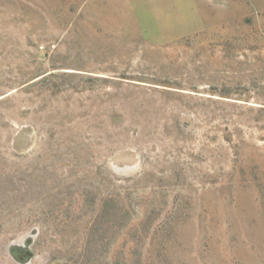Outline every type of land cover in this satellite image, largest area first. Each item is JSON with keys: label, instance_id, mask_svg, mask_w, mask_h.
I'll use <instances>...</instances> for the list:
<instances>
[{"label": "rangeland", "instance_id": "374dc122", "mask_svg": "<svg viewBox=\"0 0 264 264\" xmlns=\"http://www.w3.org/2000/svg\"><path fill=\"white\" fill-rule=\"evenodd\" d=\"M0 264H264V0H0Z\"/></svg>", "mask_w": 264, "mask_h": 264}, {"label": "water", "instance_id": "95a60500", "mask_svg": "<svg viewBox=\"0 0 264 264\" xmlns=\"http://www.w3.org/2000/svg\"><path fill=\"white\" fill-rule=\"evenodd\" d=\"M26 243L28 244L29 241H27ZM30 256H31V252L28 249H26V250L21 252V255L19 256V258L21 260H25V259H28Z\"/></svg>", "mask_w": 264, "mask_h": 264}, {"label": "bare ground", "instance_id": "6f19581e", "mask_svg": "<svg viewBox=\"0 0 264 264\" xmlns=\"http://www.w3.org/2000/svg\"><path fill=\"white\" fill-rule=\"evenodd\" d=\"M13 249V248H12ZM17 250V249H16ZM18 251V250H17Z\"/></svg>", "mask_w": 264, "mask_h": 264}]
</instances>
